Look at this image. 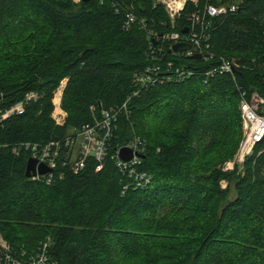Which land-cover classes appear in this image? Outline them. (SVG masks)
<instances>
[{
    "label": "trees",
    "instance_id": "1",
    "mask_svg": "<svg viewBox=\"0 0 264 264\" xmlns=\"http://www.w3.org/2000/svg\"><path fill=\"white\" fill-rule=\"evenodd\" d=\"M193 8L172 25L156 0H0V112L24 106L0 117V233L18 253L49 241L50 264H264V137L240 167L220 166L242 138L243 97L256 93L264 115V0L206 14L208 53L198 58L155 38L181 32ZM149 66L163 75L137 83ZM103 110L116 113L107 154L89 153L75 170L65 142ZM134 137L152 180L125 189L115 157ZM51 141L61 150L50 181L27 177L24 144Z\"/></svg>",
    "mask_w": 264,
    "mask_h": 264
},
{
    "label": "built area",
    "instance_id": "2",
    "mask_svg": "<svg viewBox=\"0 0 264 264\" xmlns=\"http://www.w3.org/2000/svg\"><path fill=\"white\" fill-rule=\"evenodd\" d=\"M212 1L213 0H156L157 3L164 6L172 25H174L176 20L186 11L189 2L194 4V8L187 13L188 24L183 27V29H188L186 32H183V29L181 32L173 30L171 32L158 34L155 38L162 42L170 41L171 43H169V46H171V48H173V45L177 42L188 43L191 46L190 49L185 51L188 55L208 53L207 48L209 45L205 43V40L208 38V33L206 32L208 23L205 21L206 14L211 18L220 14L233 12L238 7V1L223 3L221 0L220 4H215ZM200 2H202V7L200 6ZM127 16L128 21H126V26H129L136 20V17L133 13H129ZM198 24L202 26L200 30L196 29L195 25ZM220 67L223 71H232L234 68L233 62L227 59L222 60ZM159 70V66L146 67L144 72L136 74L137 83L145 84L156 81L158 78L153 75V72H157V75L160 74V76L163 75L162 71ZM187 73L186 69L176 70V76ZM65 84L66 79H63L54 92L52 100L54 106L52 117L58 124H63L66 120V112L61 106ZM256 95V93L253 94L252 100ZM32 96H34V94L28 95V97ZM252 100L248 101L244 97L241 100L240 108L243 136L232 160H229L230 162L226 161V164L222 166V169L225 171L233 170L237 165L241 166L246 157L253 152L256 143L261 141L264 137V115L257 111V106L261 99L257 102V106L253 104ZM23 110L24 106L21 102L7 109L5 112H0V117L5 118L11 113H21ZM115 120L116 113L114 111L103 110L101 118L98 119L94 125L83 127L77 134V140H71L70 138L66 140L65 144L69 147L75 159L73 164L75 170L83 165V161L89 153H94L99 161L104 159L107 154L108 141L111 137ZM80 137L83 139L80 143V148L77 149L76 144ZM24 146L30 151L31 157L35 158L38 164H46L52 169L57 165V159L61 150L60 141H51L45 144L27 142ZM143 146L144 141L140 137H134L117 150L115 157L117 166L123 173L127 174L131 181L124 186L125 189L128 188L129 185L134 188H146L151 183V175L138 168L141 163ZM122 147H127L132 150V157L129 160H124L120 157V149ZM51 171L46 174L37 173L32 177L38 179L41 176H48L47 179L50 181L52 175ZM226 185L227 181L223 180L222 186L226 187ZM0 264H50L49 241L41 243L34 253H18L0 233Z\"/></svg>",
    "mask_w": 264,
    "mask_h": 264
},
{
    "label": "water",
    "instance_id": "3",
    "mask_svg": "<svg viewBox=\"0 0 264 264\" xmlns=\"http://www.w3.org/2000/svg\"><path fill=\"white\" fill-rule=\"evenodd\" d=\"M188 29L184 28L183 32H186ZM190 45L188 43L184 42H177L173 45V49L175 51H183L190 49ZM200 54H193L191 57L198 58L200 57ZM120 157L124 160H129L132 157V150L127 147H122L120 149ZM52 168L48 167L46 164L43 163H37V160L35 158L30 157L27 162L26 166V176L31 177L33 175L38 174H46L50 172Z\"/></svg>",
    "mask_w": 264,
    "mask_h": 264
},
{
    "label": "rangeland",
    "instance_id": "4",
    "mask_svg": "<svg viewBox=\"0 0 264 264\" xmlns=\"http://www.w3.org/2000/svg\"><path fill=\"white\" fill-rule=\"evenodd\" d=\"M238 0H234L233 2H237ZM260 100V98L256 95V96H254V98H253V100H252V102H253V104L255 105V106H257V102ZM198 119H201V118H199L200 116H196ZM212 120V119H211ZM208 123H210V121L209 122H206L205 123V125L206 124H208ZM226 133L224 132V133H222L221 134V138L224 140V141H226V142H231L232 143V141H233V139H231V137L230 138H228L226 135H225ZM242 136H243V133H242ZM82 137H80L79 138V140H78V142H77V144H76V147H77V149H79L80 148V143L82 142ZM242 139V138H241ZM241 141V140H240ZM214 143H215V145L217 146L218 144H219V142L217 143V142H215L214 141ZM240 144V143H239ZM237 150H238V148H237ZM236 153V152H235ZM233 158V157H232ZM232 158H228L227 160H225V162L226 161H229V160H232ZM221 163L220 164V166H223L224 164H226V163ZM230 162V161H229ZM240 167V166H239ZM239 170V172L241 171V168L240 169H238ZM228 185H226V187H227ZM232 196H234V191L231 193V197Z\"/></svg>",
    "mask_w": 264,
    "mask_h": 264
},
{
    "label": "bare ground",
    "instance_id": "5",
    "mask_svg": "<svg viewBox=\"0 0 264 264\" xmlns=\"http://www.w3.org/2000/svg\"><path fill=\"white\" fill-rule=\"evenodd\" d=\"M163 43V42H162ZM174 50V49H173ZM177 52H179V51H177ZM173 76V75H172ZM176 76V75H175ZM180 79V78H179Z\"/></svg>",
    "mask_w": 264,
    "mask_h": 264
}]
</instances>
